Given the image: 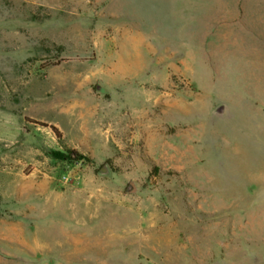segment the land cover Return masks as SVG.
Returning <instances> with one entry per match:
<instances>
[{
	"label": "rangeland",
	"instance_id": "374dc122",
	"mask_svg": "<svg viewBox=\"0 0 264 264\" xmlns=\"http://www.w3.org/2000/svg\"><path fill=\"white\" fill-rule=\"evenodd\" d=\"M0 264H264V0H0Z\"/></svg>",
	"mask_w": 264,
	"mask_h": 264
},
{
	"label": "trees",
	"instance_id": "16d2710c",
	"mask_svg": "<svg viewBox=\"0 0 264 264\" xmlns=\"http://www.w3.org/2000/svg\"><path fill=\"white\" fill-rule=\"evenodd\" d=\"M36 125H39L41 127H49L50 130L53 132V134L56 136V137H60L61 136V133L60 131L55 127V126H48L46 125L45 123H41V122H34ZM56 158H63L65 160H69L71 162H79V161H82V160H85L86 157H84L82 154L76 152V151H69L67 152V155H64V154H57Z\"/></svg>",
	"mask_w": 264,
	"mask_h": 264
},
{
	"label": "water",
	"instance_id": "95a60500",
	"mask_svg": "<svg viewBox=\"0 0 264 264\" xmlns=\"http://www.w3.org/2000/svg\"><path fill=\"white\" fill-rule=\"evenodd\" d=\"M100 174H104V175H107L108 174V169L106 166H103L101 169H100Z\"/></svg>",
	"mask_w": 264,
	"mask_h": 264
}]
</instances>
